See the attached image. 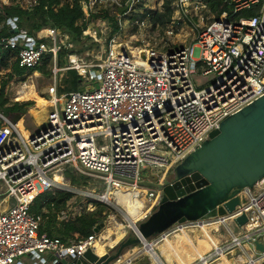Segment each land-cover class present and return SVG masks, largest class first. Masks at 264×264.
I'll list each match as a JSON object with an SVG mask.
<instances>
[{
    "label": "built area",
    "instance_id": "2783aa9c",
    "mask_svg": "<svg viewBox=\"0 0 264 264\" xmlns=\"http://www.w3.org/2000/svg\"><path fill=\"white\" fill-rule=\"evenodd\" d=\"M167 1L83 0L87 19L93 14L100 16L98 27L89 23L83 37L99 44L101 57L86 61L77 52L69 53L67 64L61 68L55 64L54 73L76 70L85 88L63 97L54 95L46 120L38 133L29 137L12 117L0 111V264H27L25 256L34 260L32 264H47L51 256L72 261L81 259L88 250L97 254L96 243L101 241L103 229L65 242L41 233V215L31 211L37 197L61 191L67 167L103 179L108 191L116 183L146 189L144 213L131 219L138 224L162 199L160 190L138 183L148 178L149 172L159 173L160 179L166 177L224 119L264 95V0H229V10L208 24L204 19L210 8L205 0H169L173 14L165 36L178 35L181 20H189L194 37L188 44L156 52L138 36L148 34L147 21L151 23L155 12H163ZM253 6H258L257 14L238 15ZM9 22L16 27L15 19ZM127 24L133 29H124ZM134 28L148 30L136 32ZM48 30V36H38L46 41L37 42L21 30L1 38L0 45L19 47L18 64L30 69L48 53L56 60L63 47L74 46L68 43V34ZM129 31L144 44L125 43L122 36ZM201 75H210L212 84L202 88L196 81ZM96 78L99 86L91 87ZM238 195L240 203L233 212L211 219L224 226L229 238L221 239L199 262L205 264L221 252L231 255L235 251V258L242 253L249 256L244 264L255 260L264 264V252L257 251L254 244L256 239L264 243V178ZM67 202L57 214L59 221L79 216H70ZM243 214L248 220L239 227L235 220ZM184 226L175 225L150 243L156 247ZM138 248L145 249L143 245Z\"/></svg>",
    "mask_w": 264,
    "mask_h": 264
},
{
    "label": "water",
    "instance_id": "95a60500",
    "mask_svg": "<svg viewBox=\"0 0 264 264\" xmlns=\"http://www.w3.org/2000/svg\"><path fill=\"white\" fill-rule=\"evenodd\" d=\"M142 56L145 58V53ZM170 173L172 177H169ZM170 173L160 179L159 173L149 172L148 178L138 183L139 186L157 188L162 192V199L144 221L136 224L129 219L131 233L118 243L114 255L99 256L88 250L81 259L72 261L55 260L51 256L47 264H111L118 260L124 249L141 245L149 253L154 252L150 240L164 235L175 225L202 224L233 212L240 203L238 194L264 178V95L224 119L210 132L209 138ZM247 220V215L243 214L235 222L242 227ZM103 226V222L99 223L94 231L100 232ZM254 244L257 251L264 252L262 241L256 239ZM135 263L149 264L150 256L142 255Z\"/></svg>",
    "mask_w": 264,
    "mask_h": 264
},
{
    "label": "rangeland",
    "instance_id": "374dc122",
    "mask_svg": "<svg viewBox=\"0 0 264 264\" xmlns=\"http://www.w3.org/2000/svg\"><path fill=\"white\" fill-rule=\"evenodd\" d=\"M2 1V0H0ZM10 3L18 4L24 8H31L33 4L35 3V0H10ZM213 12L210 10L208 18L205 17L204 22L205 24H208L209 21L213 20ZM192 21H197V18H191ZM182 22L178 25L179 33L176 36L173 37H167L165 36V29L161 26L153 27L151 23L147 21V27L148 29H136V32H142L144 30H148L146 35L142 34L138 36L140 39H145L146 42H149L150 45L154 48L156 52H164L168 51L171 48L174 49L177 48L179 45L188 44L192 41V38L194 37V34L192 32V25L189 20H181ZM199 23V21H197ZM99 23V22H98ZM95 25L98 27V24L95 23ZM118 25L115 23V26ZM124 29H133L132 25L127 24V26ZM40 34H38L39 36ZM137 38V37H136ZM133 35L132 32H126L122 36V40L125 41V43H128L129 45L135 46L138 44H144L141 43L139 40H137ZM51 43V42H48ZM146 44V43H145ZM68 47H70L68 45ZM82 47H85V50H81ZM74 51L77 52L79 56L84 58L86 61H92L93 59H96L97 57H101L102 49L94 40L85 38L84 43L77 44L72 47ZM145 51V50H144ZM70 52V53H72ZM138 49H134V53H137ZM16 59L15 56L10 57L7 59V65L0 64V85L1 81L4 79H7L8 72L10 71L11 67L10 65L13 63V61ZM65 61L67 60V56L64 58ZM44 63V61H42ZM42 64V63H41ZM55 64H57V59L53 57L50 61L47 63V69L50 70L49 73H42L39 71H28L25 76H17L15 75L14 78L9 81L7 87H6V93L9 98L10 104L13 103H20V104H26L29 102H33L35 106H40L42 104V107L45 109L44 114L48 113V110L51 109V105L49 108L46 106L45 102H49L54 98V95H57L58 97H63L65 94H67L70 91H73L71 88V75L67 71H62L60 73L55 75L54 69ZM67 62H65V65ZM58 68H61L57 65ZM64 67V66H63ZM35 72H38L39 74L36 75ZM197 83L203 84L202 88L207 87L212 84L211 76H205L201 75L198 76L196 79ZM100 84V79L96 78L93 82H91L89 85L91 87H98ZM85 88V83L81 81L80 87L78 91H82ZM50 103V102H49ZM30 108V107H29ZM29 108H26L25 112H21L18 114V119L15 121L18 124V127L20 131L24 134L25 137H29L31 135L37 134L39 131L40 125H37L34 121L33 117L29 113ZM48 108V109H47ZM0 111L2 109L0 108ZM70 170V172L73 175H77L75 171L77 170L74 167H67L65 171V185H63L60 190L61 191H70L72 193V196L68 199L67 206L70 207V216L75 217L77 215H80L82 213H95L97 218H99L100 223L103 222L104 226L102 229L105 231V233L111 232L113 234L114 244L117 242L115 249L111 245H105L107 254L114 255L118 251V243L128 237V235L131 233V228L129 227V217L125 213V210L120 207V198H110L105 197V194L108 192V187L105 184L104 180L101 178H97L91 175H87L86 178H80L79 183H72V179L70 175L67 174V170ZM173 170V169H172ZM171 170V172H172ZM154 171H157L154 169ZM80 173V172H77ZM169 177H172V173L169 174ZM142 193L139 192L137 195H141ZM114 197V196H113ZM110 198V199H109ZM99 203V204H98ZM119 206H118V205ZM66 208V207H64ZM63 208V209H64ZM156 209V208H155ZM154 209V210H155ZM153 210V211H154ZM113 216V217H112ZM115 218V219H113ZM212 220H207L205 222H210ZM41 223H44V219L41 215ZM119 223L122 225L120 227L121 234L119 235L115 228V224ZM185 226H194L191 224V222L184 223ZM198 224V223H195ZM125 226V227H124ZM103 231V232H104ZM107 232V233H108ZM202 234L210 236L212 232H210V228H205L201 230ZM178 234V232H177ZM210 234V235H209ZM216 235L220 236L221 239H227L229 238V234L227 233L224 226L219 224V232H215ZM208 236L205 237L208 239ZM226 236V237H225ZM184 236H178L174 239V244L171 245L170 249L177 248L180 246L181 242L184 241L181 238ZM188 239V238H187ZM108 240V239H107ZM106 240V241H107ZM190 245H187L185 247L187 251V255L191 257H195L197 261L194 262V264H203L198 261V259H205V255L201 253V245L198 243V241H192V239H188ZM191 240V241H190ZM210 244L213 246L211 249H209L206 254L210 251H212L214 248L218 247V243L216 244V241L212 239H208ZM108 242V241H107ZM220 243V242H219ZM138 247L134 248H126L122 252L121 256H124L125 258L129 257L132 253H135L136 249ZM155 250L158 249V245L154 248ZM230 252V251H229ZM253 252V251H251ZM105 253V254H106ZM236 252L233 251L232 254H220L219 257H210V260L208 261V264H235L236 259H243L244 263L249 262V256L246 254H240L236 258L233 257ZM102 254V255H105ZM99 255V254H97ZM99 255V256H102ZM44 257L48 258L49 254H44ZM25 261L27 264H32L34 260L31 257L25 256ZM185 262V261H184ZM113 263V262H112ZM111 263V264H112ZM136 264V263H135ZM150 264V263H149ZM184 264V263H183Z\"/></svg>",
    "mask_w": 264,
    "mask_h": 264
},
{
    "label": "trees",
    "instance_id": "16d2710c",
    "mask_svg": "<svg viewBox=\"0 0 264 264\" xmlns=\"http://www.w3.org/2000/svg\"><path fill=\"white\" fill-rule=\"evenodd\" d=\"M83 0H37L36 4L31 8H24L15 3L5 4L0 1V39L3 37H12L25 30L27 35L36 38L37 42L46 41L38 39V33L50 28H55L60 33L69 35L68 43L74 46L84 43L83 30L87 28L91 22H98L100 16L93 14L88 19L82 9ZM210 10L213 12L214 18L220 17L223 11L229 10V0H205ZM258 6H253L250 9H243L239 16H252L257 14ZM173 9L171 2L168 0L165 3L163 12H155L151 17V24L155 27L159 25L163 28L171 21ZM10 19H15L16 27H13L9 22ZM81 50H85L82 47ZM19 47L12 49L5 48L0 45V64L7 65V59L17 55ZM74 51L73 48L63 47L57 55V65L63 67L65 65V57ZM53 58V53H48L40 64L30 68H22L19 66L17 59L10 65L11 69L8 72L7 79L1 81L0 85V108L7 115L18 119V114L25 112L26 108L32 107L33 102L26 104L13 103L10 104L6 93V87L15 75L25 76L28 71H39L49 73L47 63ZM9 63V62H8ZM9 67V66H8ZM71 75V88L73 91L78 90L82 77L76 70H68ZM38 75V72H35ZM73 175L70 170L67 174L70 175L72 183H79L80 178H86L87 175L77 173ZM72 196L69 191H59L55 194L46 192L37 197L32 205L31 211L42 215L44 223L41 224L40 232L47 233L50 237L60 238L62 241L68 242L71 240L77 241L91 235L94 232L96 225L100 223L95 213H82L74 219L67 221H59L57 219L58 212L65 207L66 202ZM99 204V203H98ZM157 208V207H156Z\"/></svg>",
    "mask_w": 264,
    "mask_h": 264
},
{
    "label": "bare ground",
    "instance_id": "6f19581e",
    "mask_svg": "<svg viewBox=\"0 0 264 264\" xmlns=\"http://www.w3.org/2000/svg\"><path fill=\"white\" fill-rule=\"evenodd\" d=\"M39 34L45 37V36H48L50 32L48 29H45L44 31H41ZM49 102L47 101L45 103L48 108L51 105L52 100ZM34 106L35 105H33L32 107ZM44 112H45V109L43 107H40V108L34 107V108H31L29 111L30 115L33 117L37 125H41L46 120L47 114H44ZM57 179L59 181L62 180V178L59 177L58 175H57ZM139 192H141L142 194L137 195ZM145 194H146V189H141V188H136V187L131 188L129 187V185L122 186L116 183L115 185L110 187L109 191L105 194V197L120 198V201H121L120 205L125 210V213L129 217V219L136 220L138 217H141L143 215L144 209L146 208V205L148 203V199ZM3 206L1 207V211H3L2 209L4 208ZM192 224L194 226L190 225V226H184V227L179 228L178 229L179 232L178 230H174L171 233V235H167L165 237L164 241L157 244L158 245L157 255L159 256L160 259L157 258L156 253L154 255V252L150 251V254L152 257L150 264H183V263L192 264L195 261H197L195 257H191L187 255V251L185 249L187 245H180L177 248L170 249L174 239L180 235L184 236L183 238H181L182 240H186V238L188 239L191 238L192 241H198V243L201 245L200 247L201 253L204 255H206V252L213 247L208 241V239L213 238V240L216 241V244L218 243L217 245H219L220 236L215 234V232H219L218 222L210 221V222H203L202 224H195V223H192ZM120 227H122V225H120L119 223L115 224V228L117 230L116 233H118L119 235L121 234L119 230ZM205 228H210V232H212L211 235L209 234L210 236L202 234L201 230ZM107 232L106 233L105 231L102 232L101 241H98L96 243V252H101L104 246L107 245V243L109 245L115 242L114 241L115 238H113V234L111 232H108V233ZM207 236H208V239L205 238ZM105 239L106 240L108 239L107 240L108 242L107 241L104 242ZM188 245H190V243ZM142 250H143V253H142ZM132 254L133 255H130L127 258H125L124 256H120L118 260L114 261L112 264H135V259H137L138 257L140 258L142 255L149 254V251H147L146 249L137 248L136 252ZM220 254L222 255L224 253L221 252ZM99 255H102V254H99ZM242 262H243V259L239 258V259H236L235 264H242ZM256 262L257 261L255 260V262H252V264H257ZM205 264H208V261H206Z\"/></svg>",
    "mask_w": 264,
    "mask_h": 264
},
{
    "label": "crops",
    "instance_id": "0c3cea01",
    "mask_svg": "<svg viewBox=\"0 0 264 264\" xmlns=\"http://www.w3.org/2000/svg\"><path fill=\"white\" fill-rule=\"evenodd\" d=\"M44 31V30H43ZM46 103V102H45ZM34 107H36V108H40V107H42V104H40V106L38 105V106H34ZM34 107H30L29 108V111H30V109L31 108H34ZM178 232H179V230H178ZM189 240L186 238V240H184V241H182L180 244L181 245H188L189 244V242H188ZM113 242V241H112ZM112 242H110V243H112ZM114 244V243H113ZM172 244H174V242H172ZM179 247V246H178ZM232 264V263H231Z\"/></svg>",
    "mask_w": 264,
    "mask_h": 264
},
{
    "label": "flooded vegetation",
    "instance_id": "af4514ba",
    "mask_svg": "<svg viewBox=\"0 0 264 264\" xmlns=\"http://www.w3.org/2000/svg\"><path fill=\"white\" fill-rule=\"evenodd\" d=\"M116 244H117V242H116L115 244H109V245H111V246L113 247V246H115ZM106 252H107V250H106V248H105V246H104V248L102 249V251H101V252H97V253H99V254H104V253H106ZM142 253H143V250H142ZM131 255H133V254H131ZM242 264H244V260H243Z\"/></svg>",
    "mask_w": 264,
    "mask_h": 264
}]
</instances>
